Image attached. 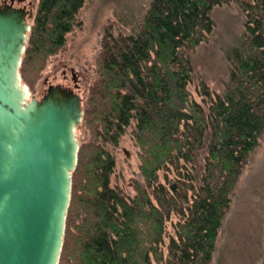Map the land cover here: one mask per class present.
Returning <instances> with one entry per match:
<instances>
[{
	"label": "trees",
	"instance_id": "trees-1",
	"mask_svg": "<svg viewBox=\"0 0 264 264\" xmlns=\"http://www.w3.org/2000/svg\"><path fill=\"white\" fill-rule=\"evenodd\" d=\"M229 1L152 0L136 30L106 33L83 116L94 141L79 149L58 264H212L230 196L264 134V0L243 6L246 36L224 95L207 112L188 90L186 52ZM85 3L39 1L20 67L26 83L66 45ZM133 122L145 184L131 197L112 186L116 162L101 141L118 146Z\"/></svg>",
	"mask_w": 264,
	"mask_h": 264
},
{
	"label": "rangeland",
	"instance_id": "rangeland-1",
	"mask_svg": "<svg viewBox=\"0 0 264 264\" xmlns=\"http://www.w3.org/2000/svg\"><path fill=\"white\" fill-rule=\"evenodd\" d=\"M39 1L23 0V5L33 10L36 16ZM151 1L86 0L77 16L78 25L67 35L66 45L48 58L35 86L32 87L22 78L23 84L28 87L30 99H41L50 85L60 84L74 89L83 98L85 108L90 90L99 75L98 60L106 33L110 31L117 35L136 30ZM254 1L230 0L215 7L211 12L214 21L212 32L206 34L199 46L186 52L193 69L188 90L207 112L211 101L224 95L226 86L232 80L234 53L242 47L246 36L247 17L243 6ZM203 85L207 86L211 96L203 94ZM135 125L133 122L126 129L118 146L101 141L116 162L112 186L119 187L131 197L136 195L137 184H145L140 169V147L134 135ZM76 135L80 148L94 141L93 131L84 120L77 127ZM204 156L203 153L200 160ZM174 173L173 169L163 170L159 174L160 180L165 182L167 174L172 179ZM230 198L212 264H264V134ZM177 222L178 217L173 215L167 223L168 237L162 246L165 257L168 256L169 236L175 233Z\"/></svg>",
	"mask_w": 264,
	"mask_h": 264
},
{
	"label": "water",
	"instance_id": "water-1",
	"mask_svg": "<svg viewBox=\"0 0 264 264\" xmlns=\"http://www.w3.org/2000/svg\"><path fill=\"white\" fill-rule=\"evenodd\" d=\"M33 10L0 4V264H58L80 149L83 98L29 99L20 67Z\"/></svg>",
	"mask_w": 264,
	"mask_h": 264
},
{
	"label": "flooded vegetation",
	"instance_id": "flooded-vegetation-1",
	"mask_svg": "<svg viewBox=\"0 0 264 264\" xmlns=\"http://www.w3.org/2000/svg\"><path fill=\"white\" fill-rule=\"evenodd\" d=\"M0 4H2V5L11 4V5L15 6V7H25L23 5V0H0ZM74 76H75V73H74Z\"/></svg>",
	"mask_w": 264,
	"mask_h": 264
},
{
	"label": "bare ground",
	"instance_id": "bare-ground-1",
	"mask_svg": "<svg viewBox=\"0 0 264 264\" xmlns=\"http://www.w3.org/2000/svg\"><path fill=\"white\" fill-rule=\"evenodd\" d=\"M28 98L30 99V94H29V97Z\"/></svg>",
	"mask_w": 264,
	"mask_h": 264
}]
</instances>
